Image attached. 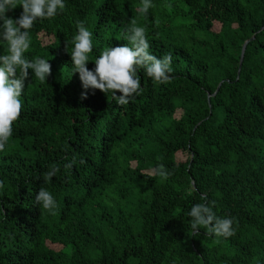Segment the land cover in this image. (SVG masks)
<instances>
[{"label":"trees","instance_id":"1","mask_svg":"<svg viewBox=\"0 0 264 264\" xmlns=\"http://www.w3.org/2000/svg\"><path fill=\"white\" fill-rule=\"evenodd\" d=\"M140 3L65 0L29 30L24 55L49 60L51 74L41 82L28 70L0 152V264H264V0H152L146 15ZM132 19L151 54H171L172 72L155 83L138 68L139 93L120 105L111 92L83 89L71 39L84 21L94 70L106 47H131ZM6 49L0 38V55ZM52 166L59 171L45 182ZM41 188L55 215L35 201ZM205 202L233 218L234 236L193 235L188 212Z\"/></svg>","mask_w":264,"mask_h":264},{"label":"clouds","instance_id":"2","mask_svg":"<svg viewBox=\"0 0 264 264\" xmlns=\"http://www.w3.org/2000/svg\"><path fill=\"white\" fill-rule=\"evenodd\" d=\"M17 5L23 9L20 16L17 19L7 16V11ZM153 6L152 0H141L138 11L146 15ZM65 7V0H0L2 22L0 38L7 42L6 54L0 55V152L4 151L12 136L13 123L20 118L22 110L20 97L29 76L28 70L32 69L34 76L41 82L51 74L49 60L39 56L32 60L25 57L24 54L31 46L29 30L33 28L37 19L54 18L58 11L62 12ZM75 23L77 31L71 39L73 47L70 51L72 74H79L83 89H98L105 94L111 92L118 104L127 105L129 98L133 94H138L141 88V81L137 77L138 68L143 69L155 83L170 81L171 54H165L163 58L151 54L147 30L139 26L136 19H132L126 27V39L131 47L128 45L106 47L92 60L95 64L94 70L86 66L90 60L89 54L93 51V34L85 26L84 21L77 20ZM65 49L68 51L67 41ZM117 92L120 95H117ZM86 97L87 92H82L81 99ZM65 167H72V163L66 164ZM58 171L59 166H52L44 173L45 182ZM157 174L165 180L171 175L163 165L158 167ZM3 187V181H0V188ZM201 200L207 201V196L202 195ZM35 201L42 209L55 215L56 201L47 189L41 188L35 196ZM211 203L215 204L214 201ZM188 216L191 217L193 235H199V232L194 230L201 227L217 237L227 238L235 235L233 218L217 216L207 202L194 204Z\"/></svg>","mask_w":264,"mask_h":264},{"label":"water","instance_id":"3","mask_svg":"<svg viewBox=\"0 0 264 264\" xmlns=\"http://www.w3.org/2000/svg\"><path fill=\"white\" fill-rule=\"evenodd\" d=\"M261 28H262V27H261ZM253 38H254V35H252L249 39L245 40L244 43H243V45H242L241 53H240V59H239V65H238V71H237V76L239 75L240 70H241V66H242V61H243V57H244V52H245L246 44H247L250 40H252ZM220 84H221V83L218 84V86H217V88H216V90H215L214 93H216V92L218 91ZM214 93H213V94H214ZM207 95H208V97L210 96L209 93H208Z\"/></svg>","mask_w":264,"mask_h":264},{"label":"rangeland","instance_id":"4","mask_svg":"<svg viewBox=\"0 0 264 264\" xmlns=\"http://www.w3.org/2000/svg\"><path fill=\"white\" fill-rule=\"evenodd\" d=\"M40 37H41V39L43 40L44 43L51 41V37H49V36H47L45 34H40Z\"/></svg>","mask_w":264,"mask_h":264}]
</instances>
